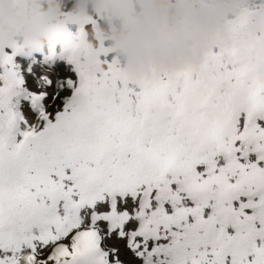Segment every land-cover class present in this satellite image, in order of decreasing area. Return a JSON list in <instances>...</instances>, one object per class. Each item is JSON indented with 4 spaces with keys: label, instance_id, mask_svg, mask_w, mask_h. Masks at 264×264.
<instances>
[{
    "label": "snow or ice",
    "instance_id": "6c2138e0",
    "mask_svg": "<svg viewBox=\"0 0 264 264\" xmlns=\"http://www.w3.org/2000/svg\"><path fill=\"white\" fill-rule=\"evenodd\" d=\"M243 11L197 68L132 79L66 54L51 94V69L28 91L21 45H0V264H264V34Z\"/></svg>",
    "mask_w": 264,
    "mask_h": 264
},
{
    "label": "clouds",
    "instance_id": "9594fccd",
    "mask_svg": "<svg viewBox=\"0 0 264 264\" xmlns=\"http://www.w3.org/2000/svg\"><path fill=\"white\" fill-rule=\"evenodd\" d=\"M0 0V45L16 42L25 54L60 44V53L88 71L110 55L129 78L197 68L213 37L243 9V33L255 43L264 34V0ZM95 16L89 33L70 48L61 42L67 25Z\"/></svg>",
    "mask_w": 264,
    "mask_h": 264
},
{
    "label": "bare ground",
    "instance_id": "6f19581e",
    "mask_svg": "<svg viewBox=\"0 0 264 264\" xmlns=\"http://www.w3.org/2000/svg\"><path fill=\"white\" fill-rule=\"evenodd\" d=\"M70 5L71 0H64V10H67ZM247 6L252 7L253 0H248ZM92 18L95 19V16L93 15ZM76 28V25H67V29L71 32H75ZM90 28V23L83 25V29L86 33H89ZM4 51L10 53L11 49L8 48L7 45H5ZM59 51L60 44L57 43L53 46L54 54L50 58H48L45 48H42L39 52L35 51L30 54H25L22 50L16 52L12 56V63L24 79V84L22 85V87L27 89L28 91L41 90L36 87L37 77L42 71H46L48 69H51V71L48 72V75L49 78L53 80V86L44 90L48 91L49 94H51L52 91L56 90L55 81L57 79L61 80L62 82L65 78L75 80V72L73 70V66L69 62H67L66 55H64L65 57L63 58H60L58 56ZM101 59L110 61L111 57L110 55H106L101 57ZM26 69H30V71H26ZM70 94L71 89L67 87L59 90L60 97H67L70 96ZM16 100H19V103L16 104L17 110H20L23 114L26 115V119H29L30 124L33 123L35 121L34 112H31V109L28 108L27 101H24L22 97L19 99H15L14 101ZM45 103H47V98L45 99ZM62 103L63 100L59 99L56 103L55 108L51 110H59L62 106ZM28 113H31L30 117L27 115Z\"/></svg>",
    "mask_w": 264,
    "mask_h": 264
},
{
    "label": "rangeland",
    "instance_id": "374dc122",
    "mask_svg": "<svg viewBox=\"0 0 264 264\" xmlns=\"http://www.w3.org/2000/svg\"><path fill=\"white\" fill-rule=\"evenodd\" d=\"M34 116H35V113H34Z\"/></svg>",
    "mask_w": 264,
    "mask_h": 264
}]
</instances>
